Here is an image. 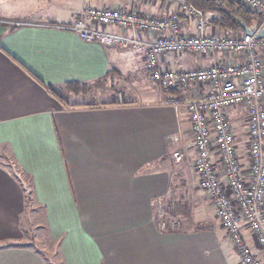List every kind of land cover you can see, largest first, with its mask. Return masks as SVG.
Segmentation results:
<instances>
[{
    "label": "crops",
    "instance_id": "0c3cea01",
    "mask_svg": "<svg viewBox=\"0 0 264 264\" xmlns=\"http://www.w3.org/2000/svg\"><path fill=\"white\" fill-rule=\"evenodd\" d=\"M88 6L175 12L180 33H194L192 18L160 0H0V19L63 24ZM160 63L191 69L210 58L177 52ZM86 95L96 101L67 102ZM164 95L142 52L55 27L0 23V264H241L211 200L189 178L188 161H172L180 146L194 161L195 148L186 112L161 105ZM226 115L229 123L239 119L232 109ZM239 155L247 177V157ZM167 195L185 202L183 226L169 232L157 228L155 215ZM27 210L36 232L54 244V257L46 243L23 240ZM241 235L263 257L249 229Z\"/></svg>",
    "mask_w": 264,
    "mask_h": 264
},
{
    "label": "built area",
    "instance_id": "2783aa9c",
    "mask_svg": "<svg viewBox=\"0 0 264 264\" xmlns=\"http://www.w3.org/2000/svg\"><path fill=\"white\" fill-rule=\"evenodd\" d=\"M160 1L174 4L179 13L192 18L194 33H180L181 21L175 12L153 16L93 6L85 7L78 17L63 24L23 18L0 19V23L55 27L71 31L84 41L142 52L151 79L166 92L161 105L183 110L188 116L199 187L211 200L240 263L264 264V36H258L264 29V0H237L259 20L251 32L236 35L216 32L205 15L187 0ZM177 52L207 55L210 63L191 69H173L160 63L162 56ZM226 56L234 60H225ZM193 85H204L206 90L193 94ZM174 90L176 94L172 93ZM236 107L246 112L247 177L226 115V109ZM177 141L178 137L172 138V142ZM214 153L221 172L213 162ZM171 156L175 164H180L186 159L185 148H176ZM175 205L176 200L170 195L156 203L159 230L181 228ZM243 228L252 233L263 257L250 251L241 235Z\"/></svg>",
    "mask_w": 264,
    "mask_h": 264
},
{
    "label": "rangeland",
    "instance_id": "374dc122",
    "mask_svg": "<svg viewBox=\"0 0 264 264\" xmlns=\"http://www.w3.org/2000/svg\"><path fill=\"white\" fill-rule=\"evenodd\" d=\"M216 32H218V31H216ZM224 59L232 61V60H234V57L226 56ZM148 74H149V72H148ZM155 85H156L157 89H161L156 83H155ZM70 88H72L73 91L77 90L76 87H70ZM90 90H92V89L88 90L89 93L91 92ZM161 90H163V89H161ZM172 93L176 94V92H173V91H172ZM165 95H166V92H165ZM165 95H164V97H165ZM117 96H118V99L121 100L120 93H118ZM93 100L96 101V99H94L92 96L86 95V96H79L78 98H74V99H67V102H75V104L81 102V103H83L85 105H88V104L93 103V102H91ZM63 102L65 103V101H63ZM89 102H91V103H89ZM232 114L234 116H236V117H239V119L234 120V121L230 122L229 124H230V126L232 128V131L234 132L235 141L238 143V148L237 149L241 153V156H242V153H243V155L245 157V155H246V147H245V142L244 141H245V137H246V112H245V110L243 108L236 107V108H232ZM185 153H186V159L183 162H181L180 164H176V165H182V164H184L185 162L188 161L187 164L189 165L190 169L187 172V174H188L189 178L192 179V181H197L196 183H198V180H196V176L197 175L195 173L194 166H193V159L191 160V158H188V153H187L186 149H185ZM244 157L242 156V159ZM240 162H241V160H240ZM198 186H199V184H198ZM184 203H182V204H184ZM182 204L180 203V201L176 200L175 214L182 221V226H183L184 218L181 217V215L179 214V209H180V206ZM190 215H191V213H190ZM34 217H35V213H33V212L30 213V211L27 210V217L23 215V217L21 219L22 226H23L24 230L27 232V234L23 235V240H26L27 243H30V242L31 243L32 242L35 243L36 242L39 246L44 244V243H46V245H47L46 251L49 253V257H52V256L54 257L53 254H52V256L50 255L52 253V249H53V247H51V246H54V244H52V241H50V238L47 236V234L44 232V230L43 231L39 230V231L36 232V229L38 227H36V224H35L36 218H34Z\"/></svg>",
    "mask_w": 264,
    "mask_h": 264
},
{
    "label": "trees",
    "instance_id": "16d2710c",
    "mask_svg": "<svg viewBox=\"0 0 264 264\" xmlns=\"http://www.w3.org/2000/svg\"><path fill=\"white\" fill-rule=\"evenodd\" d=\"M194 7L200 10L206 17L209 26L220 33H230L236 35L243 32V28L251 29L258 22V16L252 11L245 8L237 0H187ZM209 17H208V16ZM75 84H68V87H73ZM50 93L56 97L61 95L48 88Z\"/></svg>",
    "mask_w": 264,
    "mask_h": 264
},
{
    "label": "water",
    "instance_id": "95a60500",
    "mask_svg": "<svg viewBox=\"0 0 264 264\" xmlns=\"http://www.w3.org/2000/svg\"><path fill=\"white\" fill-rule=\"evenodd\" d=\"M244 32H251V30L247 27L243 28ZM259 37L264 36V29L258 34Z\"/></svg>",
    "mask_w": 264,
    "mask_h": 264
}]
</instances>
